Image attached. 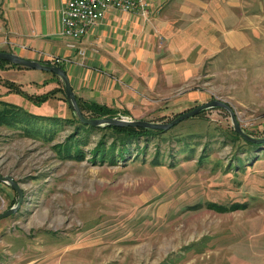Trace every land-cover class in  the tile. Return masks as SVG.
I'll return each instance as SVG.
<instances>
[{
  "label": "rangeland",
  "instance_id": "374dc122",
  "mask_svg": "<svg viewBox=\"0 0 264 264\" xmlns=\"http://www.w3.org/2000/svg\"><path fill=\"white\" fill-rule=\"evenodd\" d=\"M221 3L238 8L239 19L253 18L255 38L264 35V0ZM158 40L161 46L163 37ZM255 46L261 54L257 39ZM5 68L18 69L0 65ZM230 76H199L167 97L145 95L130 109H106L114 117L169 123L216 99L232 107L245 133L263 138L264 63ZM44 81L26 82L23 92L0 76L5 87L21 91L6 87L24 98L26 111L71 118L60 79L45 73ZM25 93L52 94L34 105ZM14 124L0 125V175L14 180L23 201L0 220V264H264V144L238 139L225 110L183 120L144 139L138 157L115 162L89 155L107 132L91 134L84 158L76 160L58 148L73 127L58 129L49 140ZM17 201V193L0 183V213Z\"/></svg>",
  "mask_w": 264,
  "mask_h": 264
},
{
  "label": "crops",
  "instance_id": "0c3cea01",
  "mask_svg": "<svg viewBox=\"0 0 264 264\" xmlns=\"http://www.w3.org/2000/svg\"><path fill=\"white\" fill-rule=\"evenodd\" d=\"M163 1L149 0L150 11L141 17L110 9L72 41L60 34V0H0V51L40 62L64 59L60 65L75 97L111 110L130 109L145 95L167 97L199 76L227 80L233 71L253 72L255 62L264 63V35L255 38L253 18L239 19L238 8L221 0ZM254 38L263 51L259 55ZM72 42L75 48L68 46ZM44 75L0 71L23 92L26 82L38 86ZM23 99L0 83V101L25 111Z\"/></svg>",
  "mask_w": 264,
  "mask_h": 264
},
{
  "label": "trees",
  "instance_id": "16d2710c",
  "mask_svg": "<svg viewBox=\"0 0 264 264\" xmlns=\"http://www.w3.org/2000/svg\"><path fill=\"white\" fill-rule=\"evenodd\" d=\"M43 63L51 65L50 62ZM0 65H9L18 69L29 70L1 60ZM58 66L62 68L61 65ZM47 74L59 79L54 74ZM46 84L47 82L44 81L43 85ZM6 87L10 90L14 88L13 90L16 93L21 94V91L16 89L13 84L9 83ZM51 94L48 93L40 96H34L25 93V99L32 102L34 105H41L51 98ZM76 100L82 114L88 119L116 116L114 112L107 110L104 106H99L91 102H85L79 98H76ZM64 101L66 102V100ZM0 106V125L15 123L14 125L18 126L22 124L29 132L34 130L36 131L34 133L35 135H41L45 139L51 140L56 135L58 129L60 130L67 126H70V128L73 127L71 133L64 139L63 143L58 146L63 153L62 155L68 159H83L85 155L83 149L89 144L90 135L97 132L103 131L107 132V134H103L99 138L98 142L95 143L94 147L89 151L91 159L96 160L95 162H115L116 160H123L133 154V157H138L137 153L140 150L139 144L144 141L146 146L147 141L144 139L153 138L154 136L162 133L161 131L144 130L131 127L106 126L103 128H94L81 124L73 114L71 118H62L59 116L37 115L26 110L23 111L21 107L6 102H0ZM234 135L238 139H241L235 132ZM211 205L216 206L215 204Z\"/></svg>",
  "mask_w": 264,
  "mask_h": 264
},
{
  "label": "water",
  "instance_id": "95a60500",
  "mask_svg": "<svg viewBox=\"0 0 264 264\" xmlns=\"http://www.w3.org/2000/svg\"><path fill=\"white\" fill-rule=\"evenodd\" d=\"M0 60L9 62L11 64H14V65H17L23 68H27L29 70L47 72V73H51L57 76L63 84L64 97H65V100H66V103H67V106L70 112L83 125H88L94 128H103V127L109 126V127H131V128H140L144 130H154V131H167L170 128L177 125L178 123H180L181 121L192 118L205 110L223 109L229 114L231 125H232L234 132L244 142H247L250 144H257V145L264 144V137L254 138L243 131V129L241 128V126L239 125L237 121L235 112L233 111L232 107L229 104L216 100V99L203 103L187 112H184L178 115L176 118H174L169 123H155V122L142 121V120H130V119H124L121 117L88 119L82 114L78 106V103H77L75 94L72 90L69 78L63 68H61L58 65H48L40 61L25 59L16 54L9 53V52H2V51H0ZM0 183L8 185L18 195V201L16 205L0 213V220H2L4 218H7L15 214L18 211L23 201V192L21 191L20 187L14 182V180L9 176L0 175Z\"/></svg>",
  "mask_w": 264,
  "mask_h": 264
},
{
  "label": "built area",
  "instance_id": "2783aa9c",
  "mask_svg": "<svg viewBox=\"0 0 264 264\" xmlns=\"http://www.w3.org/2000/svg\"><path fill=\"white\" fill-rule=\"evenodd\" d=\"M60 34L72 41L83 37L88 29L101 20L110 9L145 16L149 10L147 0H60ZM75 48V43H69ZM84 52L78 51L79 55ZM56 65L65 61L61 58H49Z\"/></svg>",
  "mask_w": 264,
  "mask_h": 264
}]
</instances>
